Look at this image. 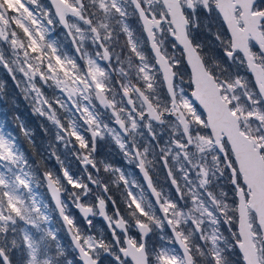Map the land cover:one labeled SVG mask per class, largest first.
<instances>
[{"label":"snow or ice","instance_id":"obj_1","mask_svg":"<svg viewBox=\"0 0 264 264\" xmlns=\"http://www.w3.org/2000/svg\"><path fill=\"white\" fill-rule=\"evenodd\" d=\"M0 68L55 129L0 121V264H264V0H0Z\"/></svg>","mask_w":264,"mask_h":264},{"label":"rangeland","instance_id":"obj_2","mask_svg":"<svg viewBox=\"0 0 264 264\" xmlns=\"http://www.w3.org/2000/svg\"><path fill=\"white\" fill-rule=\"evenodd\" d=\"M130 21L133 24L134 31H137V35H139V31H138V29L136 27V24H135V19L130 17ZM0 82H3L4 85H5V87L3 88V90L0 91V97H3L4 94H7L8 99L10 101H12L9 106H13L14 108H17V106L15 105V103L17 102L16 101L17 98L20 99L22 97V94L23 93H22L21 88L23 86L17 87L15 85H13L11 79L8 77L7 73L3 69L0 70ZM29 104L32 107V109H30V110L25 106V103H24L25 113L27 114V118H24V116H21V118L23 119V121H28V125L30 127H35V126H37L38 121L40 119H42V118H45V117H41L39 115H38L39 116L38 118H32V117H30L31 116V112L33 110V106L30 103V101H29ZM2 108L3 107L0 106V117L6 122V124L9 127V129L11 130V132L16 136L17 126H16L15 122L12 120V118H8V117H6L3 114L4 112H3ZM18 110H19V107H18ZM62 111L63 110H61V112ZM9 129L6 127V130L7 131H10ZM43 135L44 134L41 131H39V132H35L34 135H33V137L34 138H37V137H40V136H43ZM35 142L37 144V141L36 140H35ZM48 142L51 143L50 141L45 140L43 142V144H42V149H44L46 152L47 151H50V149L48 148V145H49ZM98 144H99V148L100 149H103V147L107 148V146L110 149H114L113 151H115V153L120 157V155L118 154V150L116 149L115 145L110 141V139L101 140V141L98 142ZM59 147L61 149V159H63L65 161V164L67 166H69L73 172H75L76 174L77 173L80 174V169H79V167L77 165L78 164V161L73 156L65 153L62 146H59ZM111 154L112 155L108 156V158H102V159H105L109 163H113V162L116 163V161L118 160V163H116V165L117 166H120L119 159L117 157L113 156V153H111ZM97 158H98V156H97ZM54 162H55L54 159H53L52 162L46 161L45 162V165H46V167H58V165H56V163H54ZM122 162H123V166L122 167L124 168V161H122ZM115 163H113V164H115ZM128 171L133 173L132 178H134V179L137 178L136 177V174H135V171L132 168V166H128ZM101 172H102L101 173L102 178L106 179L105 182H110V179H112V178L110 177V178L107 179V177H109V176L107 174L103 173L102 170H101ZM113 186H116V185H113ZM35 191L37 192V194H38L39 197H41L42 199L46 200L49 203V205H50V207L52 209L55 208L53 206L52 200H51L48 192L45 191L44 186H40V187L36 188ZM116 192L118 193L119 191L116 190ZM70 209H74V207L70 206ZM74 212H75V210H74ZM75 213H73V214L75 215ZM50 214H51L52 219H51V223H50L49 226L50 227H53V228H55V229L58 230V237H59V239H60V241H61L62 244H65V245L68 244V236H67L66 232H64V230L62 228V225L59 223L58 212H56L55 210H53ZM76 216H78L77 213H76ZM101 230H102V227H100L99 224H97V223L94 222V230L93 231L98 234V232H101ZM104 264H107V260L104 261Z\"/></svg>","mask_w":264,"mask_h":264},{"label":"trees","instance_id":"obj_3","mask_svg":"<svg viewBox=\"0 0 264 264\" xmlns=\"http://www.w3.org/2000/svg\"><path fill=\"white\" fill-rule=\"evenodd\" d=\"M49 97H53V95H49ZM22 101L25 103V106L29 110L32 109L30 107V105H29V100H26L24 98V95L23 94H22V97L15 103V105L17 106V108H14L13 106H9L12 101H10L8 99V96L6 94H4L3 97H0V106L3 107L2 108V110L4 112L3 114L6 117L13 118L14 116H19L20 121H22L25 124V126L31 130V132L33 133V135H34L35 132H39V131H41L44 134L43 136H40V137H37V138H34L33 137V140H34V146H33L32 144H30L26 140V138L20 132V129L18 127L16 129V137H17V140H18V143L20 144V146L23 148V150L26 152V154L29 156V158L31 160H39L40 159L39 153H45V155H46V151L44 149H42L43 142L45 140H48L50 142H54V132H55V129H53V128L51 129L50 128L51 122L48 121L46 118L40 119L38 121L37 126L30 127L28 125V121H23V119L21 118V116H24V118H27V114L25 113L24 103ZM18 107H19V110H18ZM59 115H60V117H61L62 120L65 119V113L63 111L62 112L60 111ZM30 117H32V118H38L39 116L36 115V114H34V112L32 110ZM16 123L17 122H15V124ZM45 128L48 129V132L47 133H45V131H44ZM35 140L37 141V144H36ZM48 144H49V142H48ZM100 150L102 151L103 149H100ZM113 153L115 154V152H113ZM115 155L118 158V155L117 154H115ZM52 161L53 160H51L50 162H52Z\"/></svg>","mask_w":264,"mask_h":264},{"label":"flooded vegetation","instance_id":"obj_4","mask_svg":"<svg viewBox=\"0 0 264 264\" xmlns=\"http://www.w3.org/2000/svg\"><path fill=\"white\" fill-rule=\"evenodd\" d=\"M44 2H46V0H41V3H44ZM58 32H59V33H58ZM53 38H56V39H63V36H62V30H61L58 26H57V28H56V30H55V35H54ZM122 39H123V38H122ZM1 69H2V68H0V70H1ZM3 70H4V69H3ZM11 81H12V80H11ZM12 83H13V85H15V83H14L13 81H12ZM15 86H16V85H15ZM38 86H39V83H38ZM42 90L44 91V94H45L46 96H48V97H49V95H54V90H53L52 88L44 87ZM22 93H23V92H22ZM50 98H51V97H50ZM113 150H114V149H110L108 146H107V148L103 147V150H102V151H101L100 148H99V149H98V154H97V156H98L99 159H100V157L108 158V156L112 155L111 153L113 152ZM118 159H119V162H120V166L122 167V166H123V162H122L123 160H122V157H121V159H120V158H118ZM55 163H56V162H55ZM113 163H115V162H113ZM116 163H118V160L116 161ZM116 163H115V164H116ZM77 165H78V167H79V169H80V165H79V163H78ZM124 168H125L126 171H128V165H126L125 163H124ZM132 168H133L134 171H135V174H136V177H137L136 179H137L139 182L143 183V178H142V176L139 174L138 170H136V169L134 168V166H132ZM101 173H102V172H101ZM77 175H79V174L77 173ZM108 178H110V177H107V179H108ZM85 179H86V177H85ZM159 179H160L161 181L164 180V176H163V174H161V175L159 176ZM105 180H106V179H105ZM90 187H93V188H94V186H92V185H90ZM111 188H112V195H113V198L119 200V199H120V190H118L117 187H116V186H113V185H111ZM116 190H118L119 192L117 193ZM93 199H94V198H93ZM106 210H107V212H108L109 215L112 214V207H111L110 204L107 206ZM94 219L96 220V223H99V224L101 225V227H102L101 232H98V234L104 233V235L108 236V235H109V232H108V229L106 228L105 224H104V223L101 224V223L98 221L97 217H95ZM93 230H94V229H93Z\"/></svg>","mask_w":264,"mask_h":264},{"label":"water","instance_id":"obj_5","mask_svg":"<svg viewBox=\"0 0 264 264\" xmlns=\"http://www.w3.org/2000/svg\"><path fill=\"white\" fill-rule=\"evenodd\" d=\"M142 176V175H141ZM47 190V189H46ZM48 192V191H47ZM49 194V193H48ZM49 196H50V194H49ZM50 198H51V196H50ZM52 203H53V206L55 207V205H54V202L52 201ZM59 216V215H58ZM100 217V216H99ZM60 218V217H59ZM105 223H106V221L102 218V217H100ZM107 224V223H106Z\"/></svg>","mask_w":264,"mask_h":264}]
</instances>
